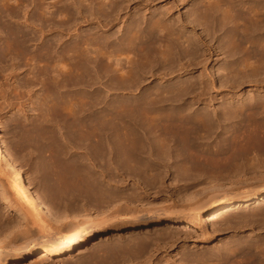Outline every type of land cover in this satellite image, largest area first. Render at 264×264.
I'll return each instance as SVG.
<instances>
[{"label":"bare ground","instance_id":"1","mask_svg":"<svg viewBox=\"0 0 264 264\" xmlns=\"http://www.w3.org/2000/svg\"><path fill=\"white\" fill-rule=\"evenodd\" d=\"M155 1L0 0V64L11 63L0 70L26 81L18 95L12 81L13 98L45 92L42 126L59 119L68 134L64 144L42 142L51 149L42 193L31 188L0 135L6 211L0 213V264L35 256L37 264H135L151 244H175L176 226L203 230L201 223L264 203V123H254L264 114V0L194 1L198 7L187 25L202 28L201 36L191 28L194 37L184 23L179 31L167 11L152 12ZM217 31L225 37L215 45ZM220 54L221 84L235 85L239 95L252 83L261 101L253 94L248 105L239 95L238 104L221 103L220 114L219 108L194 107L210 92L207 65ZM223 124L231 128L215 144ZM75 147L83 150L72 152ZM153 189L171 198L185 195L156 207ZM162 224L173 231L137 243L134 235L152 226L166 230ZM111 235L122 241L99 248ZM242 245L221 256L189 254L180 264H209L214 257L217 264H263L264 242ZM86 253L89 258L79 262L61 261ZM156 253L147 260L141 254L144 264H158Z\"/></svg>","mask_w":264,"mask_h":264},{"label":"rangeland","instance_id":"2","mask_svg":"<svg viewBox=\"0 0 264 264\" xmlns=\"http://www.w3.org/2000/svg\"><path fill=\"white\" fill-rule=\"evenodd\" d=\"M194 1L196 2V0H156L152 4L151 11L152 12H154V10L155 11H162L163 10V12L167 11L169 13L170 19H172V21H174L175 23L177 22L176 23L177 26L179 25L178 28H180V30L177 29V26H175V29L177 31L183 30V28H181L180 26L183 25V23H184V25H186L187 29H188L187 30L188 32H185V33H187L188 36L194 37V34H191V35L188 34L191 32V28H194V30H196V35L201 36L202 35V28L201 27H198L196 25L195 26L189 25L190 27H188V25H187V23H189V20H187L188 19L187 17L189 16V14L190 15L192 14L191 12L193 11L194 8L198 7L197 4L194 3ZM138 8L140 10H142L143 7L138 6ZM139 9L135 10L133 8L132 12H139ZM140 12H142V11H140ZM142 14H143V12H142ZM123 17L128 18V16H125L124 14H123ZM185 19L187 22L185 21ZM176 20H178V21H176ZM3 21H5V20H3ZM116 30H117V28L114 31H116ZM223 37H225V34L223 32L217 31L216 35H215V39H216L214 42L215 45H218L221 41H223V39H224ZM222 56L223 55H221V54L216 56L214 59V62L207 65V72H209V75L205 77V81L207 79L206 82H209V83H207V85H210V86L208 87L207 91L209 90L210 92H207L208 94L207 93L205 94V95H207L206 98L203 96L202 101H199V103L196 102L197 105H196V103H194V107L196 106L195 108H197V109H198V107L200 109L208 107L210 112L213 113V110L217 111V108H219V106L221 107L222 104H223L222 105L223 108L225 107L226 104H227L226 107H230L231 105L233 106L234 105L233 103L238 104V102H236V98L239 95H241V101H243L245 103L247 102L246 104H248V105L251 103L250 99H251L253 94H255L254 95L255 98H258L257 97L258 94L256 95V93H259V92L256 91V89L253 87L254 84H252V83L251 84L250 83L244 84L241 87L239 95L235 94V92L238 91V90H236L237 87H235V85L230 88L231 85L227 84V86H224L225 84H221V80L219 77L222 76V73H220L221 72L220 67L224 62V57H222ZM216 59H218V62L216 61ZM10 64L11 63L9 60L4 61L3 63L0 64V68L1 67L3 68L5 66H9ZM200 69L203 70V68H200ZM200 69H198L197 71H199L201 73L202 70H200ZM219 70H220V72H218ZM199 72H197L195 76H198L200 74ZM0 73H1L0 74V112H1L0 113V135L3 137V141H4L6 148L11 153L13 152V154L17 155L16 156L17 157L16 162L18 161L17 163H19V168H21V171L27 177V180L29 182V185H31V188L37 192L39 191L40 193H42L43 189H41V188H43V185H46V183L48 181L46 178L41 176V174L44 172L43 170L48 168L47 164L50 163L49 157L51 155L50 154L51 149L48 148V151H47L46 150L47 148L44 147V145H42V142L44 144L45 143L44 139L46 140L47 138L48 139L52 138V140H54V139H55V141L57 140L56 143L64 144L63 141L65 142V138L68 136V134L65 132L64 129H62L63 128V122H61V120L59 122V119L55 120L56 121L55 123L52 122L49 125L48 124L46 125V123H44V125H43L44 127L42 126V119L44 116L47 115V111L45 110V108L40 107V105L42 104V99L45 96V92L38 91L37 89H34L36 94L33 97L29 98L27 95L26 96L23 95L24 97L22 96V98L14 99L13 98L14 94H12L14 92V88H12L11 86H12L13 82L15 81L16 84L14 86L15 87L17 86V88L20 87L18 89V91L15 92V95H18V92H20L22 89H23L22 92H25L26 91V89L24 88V86H26L25 85L26 84L25 75H20V76H17V78H16V77H9L8 76L9 73L7 71L1 72V70H0ZM176 79H178V77L175 78V81H176ZM188 79H190V77L186 78V80H188ZM145 89H146V87H145ZM198 90H199V92H201L200 89H198ZM234 90H236V91H234ZM197 91L195 93H197ZM263 95H264V92H263ZM192 96L193 95H191V97H190V95H189L186 98V100H187L186 102L191 103L192 99L194 97V96L193 97ZM4 97H8L6 99V101L4 100ZM190 99H191V101H189ZM209 99H211L210 100L211 102L209 101ZM258 99L260 100L261 98H258ZM259 100H258V102L261 101V100L260 101ZM258 102H256V103L258 104ZM210 108H213V109H210ZM221 109L222 108H219L218 111ZM220 113H221V111H219V114ZM256 119H257V121H260V119H261L264 123V114L260 115ZM234 120L238 122L239 119L237 120L235 118L232 120V123H233L232 126L237 127V122H235ZM262 121H260V123L254 121V123L257 126L258 124H263ZM254 123H251V125H253L252 127H255ZM53 124H55V125H53ZM229 128H231V126L226 127L224 124H223V126H221V128L217 132L218 134L215 136V140H214L215 144L220 143L221 141H223L224 138H226V135L223 137H220V136H222L226 132L225 129H229ZM222 129H224V130H222ZM40 138H41V140H40ZM42 138H43V141H42ZM49 140L51 141V139H49ZM49 140L46 141V143L49 144V142H50ZM52 148H54V147H52ZM75 148H76V150H74ZM75 148L72 150V152L73 151L78 152V151L83 150L79 147H75ZM66 149H69V151H71L70 148H66ZM263 174H264V172H263ZM247 177H249V176H247ZM166 182L168 183L167 185H170L169 183L171 181H169L167 179ZM153 190H151L149 192L150 195H152V197H153V198L151 197L152 199L150 201H152L154 204L157 203V205H159L156 207H160L164 203H166V205H168L167 203L171 202V201H172L171 203L178 202L179 198H182V196L185 195V193H184L185 191H183V193L179 194V196H174L173 198H171V196L167 195V193H165V192H162L160 194V193H156V191H158L157 189H156V191L155 190L153 191ZM187 190H186V194L190 193V192H187ZM169 198H171L172 200L171 199L169 200ZM160 203H162V204H160ZM1 206H2V204L0 203V213L5 214L6 211L4 210L3 207L1 208ZM200 226L203 228V230L196 229V228L193 231L184 230L180 226H176L177 228H175V231H173L172 228L169 229L166 224H162L159 226V228H165L166 230H161L158 228L159 229V231H158L157 226L156 227L152 226V227L144 230L143 232H141V234L134 235V237H137V241H138L137 243L141 244V243L146 242L145 241L146 238H147V242L152 241V239L156 240V239L161 238L159 236L160 233L162 235L163 232L165 233L167 230L168 231L172 230L173 233L175 235H177L176 237H177V241H178V242L176 241L174 244V242H172V241H175V240L170 241L171 239H168L169 240L168 241L165 239L166 241L161 240L155 244H151V246H150L151 248L149 247V249H151V250L148 249V251H146L147 253L142 252L139 254L140 255L139 259H141V260L137 259V263L140 261L139 264H141L143 261V264H144V262H146V261H144L145 260L144 257H146V260L149 258V256L147 257L146 254L151 255V254H154L156 252L158 254L157 253L155 254V258L153 259L154 262L158 261L159 262V263L157 262L158 264H164L168 259V260H170V262H172L171 264H174V263L180 264L181 260L183 259V256H186L189 254H191L193 256L195 253H196L195 256L201 255V254L202 255L207 254L208 256H210V255H214V253H216L215 255L221 256V254L222 255L226 254L228 252V249L230 250L231 248L236 246V244H238V243H243V245H242L243 247H245L247 244H250V243L253 245L262 244L264 242V203L255 204V205H252L250 207L240 208V209L234 211L230 216L225 217V218L221 219L220 221L209 222V223H206L205 225L203 223H201ZM127 236L128 235H126L123 238L124 241L129 238V236L128 237ZM130 237H132V236H130ZM150 237H151V239H150ZM139 240H141V243ZM120 241H122V240L119 237H116V236L112 237V235L111 236H105L104 240L100 241L99 248H106V246H108L112 242L116 243V242H120ZM157 248H158V250H157ZM261 249H262L261 250V254H262L261 257H263L264 248H261ZM258 251L259 250H256V253L259 254L260 252H258ZM148 252H152V253L150 254ZM198 252H199V254H197ZM78 253H79V251L76 252V254H78ZM143 253L146 256H144ZM90 255H91V253H86V254L78 255V256H74V254L72 256H70V255L66 256L65 255L62 257L61 261L71 263V262L76 260L79 262L81 260L89 258ZM141 257H143V258H141ZM261 257H260V259H261ZM215 258H217V257H214V260L211 261L212 263L210 262L209 264H217ZM263 261H264V259H263ZM37 263H39V256H35V257L31 258L29 261H27L24 264H37ZM46 263L48 264V262L41 263V264H46ZM134 263L137 264L136 261H134ZM49 264H51V262H49ZM52 264H54V263H52ZM165 264H169V263H165ZM193 264H195V263H193ZM263 264H264V262H263Z\"/></svg>","mask_w":264,"mask_h":264}]
</instances>
